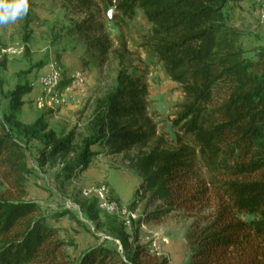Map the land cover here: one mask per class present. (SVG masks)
Returning <instances> with one entry per match:
<instances>
[{
	"label": "trees",
	"instance_id": "trees-1",
	"mask_svg": "<svg viewBox=\"0 0 264 264\" xmlns=\"http://www.w3.org/2000/svg\"><path fill=\"white\" fill-rule=\"evenodd\" d=\"M109 1L126 18L142 12L156 62L184 95L171 122L174 148L159 139L147 149L154 130L145 115V88L140 78L119 76L63 175L85 170L90 148L106 145L124 155L139 178L136 196L148 195L167 211H211L193 227L188 264H264V52L243 60L224 16L227 3L243 0ZM29 92L17 84L4 95L6 111L0 109V264H169L126 236L118 246L91 245L75 262L62 251L64 242L39 207L23 200L30 172L20 140L40 137L44 163L68 153L72 138L55 139L40 120L26 127L17 122Z\"/></svg>",
	"mask_w": 264,
	"mask_h": 264
},
{
	"label": "rangeland",
	"instance_id": "rangeland-1",
	"mask_svg": "<svg viewBox=\"0 0 264 264\" xmlns=\"http://www.w3.org/2000/svg\"><path fill=\"white\" fill-rule=\"evenodd\" d=\"M259 9L264 10V0L260 4L255 0L231 2L224 8L225 24L234 32L245 61L264 52ZM150 30L141 11L126 18L109 0H29L25 17L0 25L1 111L8 105L4 95L17 84H25L30 92L21 98L17 122L26 127L40 120L55 139L72 138L68 153L44 163L40 137L20 142L30 172L23 200L39 207L56 237L64 242L62 251L73 262L93 244L118 246L120 236H126L132 246H145L169 264H188L195 250L193 227L211 212L167 211L148 195L136 196L139 178L124 155L112 153L106 145L90 148L93 156L85 170L69 178L63 175V165L74 162L82 152L98 107L116 88L119 76L140 78L145 88V115L154 130L147 149L159 139L165 147L174 148L170 135H165L166 128L186 100L156 62ZM53 62L59 77L50 91L41 79L50 76ZM80 78V87L73 85L64 91L66 84L72 86ZM171 132H175L172 127ZM99 185L107 186L111 198L130 212L128 227L120 218L97 210L92 196H82L84 190Z\"/></svg>",
	"mask_w": 264,
	"mask_h": 264
},
{
	"label": "built area",
	"instance_id": "built-area-1",
	"mask_svg": "<svg viewBox=\"0 0 264 264\" xmlns=\"http://www.w3.org/2000/svg\"><path fill=\"white\" fill-rule=\"evenodd\" d=\"M255 1L257 4H260L263 0H255ZM258 17L261 20V22H264V10L263 9H259ZM50 70H51L50 76L46 78L43 77L41 81L42 83H44V85H48L47 87L51 91L52 88H55L57 86L58 77H59L58 73L56 72L54 62L50 65ZM81 84H82V79L80 78L77 81H75V83L72 84V86L67 84L64 87V91L66 92L70 91V89L74 88L73 85H75L76 87H80ZM39 106L41 105L39 104ZM82 196L84 198H88L92 196L95 199L96 207L100 212L107 214L109 216L118 217L123 221L124 226L126 227L129 226L132 215L124 206L119 205L116 201H114L111 198L107 186L99 185L95 189L84 190L82 192Z\"/></svg>",
	"mask_w": 264,
	"mask_h": 264
},
{
	"label": "clouds",
	"instance_id": "clouds-1",
	"mask_svg": "<svg viewBox=\"0 0 264 264\" xmlns=\"http://www.w3.org/2000/svg\"><path fill=\"white\" fill-rule=\"evenodd\" d=\"M29 0H0V25L15 23L28 14Z\"/></svg>",
	"mask_w": 264,
	"mask_h": 264
},
{
	"label": "water",
	"instance_id": "water-1",
	"mask_svg": "<svg viewBox=\"0 0 264 264\" xmlns=\"http://www.w3.org/2000/svg\"><path fill=\"white\" fill-rule=\"evenodd\" d=\"M108 16H110V14H109ZM160 112H161L162 114H164V112H165L164 107H161V108H160ZM166 134L170 135V137H171V141H173V140L175 139L174 134L171 132V125H168V126H167V128H166Z\"/></svg>",
	"mask_w": 264,
	"mask_h": 264
}]
</instances>
